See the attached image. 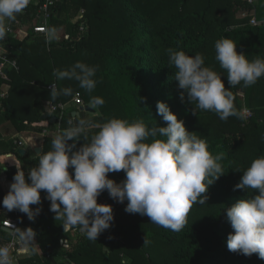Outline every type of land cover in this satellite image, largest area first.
Masks as SVG:
<instances>
[{
  "label": "trees",
  "instance_id": "1",
  "mask_svg": "<svg viewBox=\"0 0 264 264\" xmlns=\"http://www.w3.org/2000/svg\"><path fill=\"white\" fill-rule=\"evenodd\" d=\"M36 10L37 6L31 5L26 15H18L15 22L24 19L31 23ZM80 11L83 17L77 19ZM246 12L250 13V6L242 0H60L50 25L57 29L65 25L62 40L48 44L40 36L32 40L33 33L21 41L5 37V44L14 48L15 55L10 59L17 62V68L7 73L10 94L6 100L0 98V112L9 113L8 120L19 132L30 128L32 132L42 133L43 128L35 127L41 123H47L51 131L69 127L68 120L74 118L72 114L60 126L42 120L44 102L52 101L47 89L52 84H57L58 89L73 90L72 95H61L52 101L56 104L71 103L76 93L81 94L86 106H92L93 97L101 98L102 106L91 107L100 115L88 117L89 113L81 111L80 118L94 124L121 118L143 119L149 127L167 126L156 108L157 102L164 101L190 132L207 140L213 155L224 154L221 163L225 172L209 187L206 203L192 206L181 232L153 224L147 216L127 213V201L118 203L107 191L103 192L98 203L113 206L114 222L97 241H89L75 229L65 233L62 221L54 219L55 213L50 211V201L42 190V203L32 206L33 209L41 207L40 214L35 220H29L21 213L18 225L25 230L31 227L39 234L44 253L19 257L13 251L14 264H121L122 259H130V264H264L258 254L249 257L228 250L227 237L233 229L226 217L227 207L258 194L255 190L234 188L252 161L264 156V77L253 86L243 87L241 83L231 88L235 107L242 109L238 95L243 92L244 106L253 112L248 116H251L248 125L262 132H259L260 145L251 144L245 149L246 141L241 136L216 130L214 121L219 118L216 113L201 110L196 113L186 95L181 99L183 90L178 88L176 70L169 64L167 52L172 48L189 55L203 54L205 65L220 73L225 87L230 88L226 71L215 59L217 40L231 38L237 43V51L249 59L264 58V0H260L257 11L261 24L253 26L250 17H239ZM78 61L98 66L97 84L91 93L80 88L74 79L59 80L53 74L56 69L70 68ZM4 83L0 79V95ZM96 131L89 130V139ZM51 141L52 138H45L43 152L51 150ZM14 143L0 137V157L16 154L27 174L38 165L39 157L21 156ZM76 143L78 149L85 140L81 137ZM5 171L0 169V173ZM108 175L116 182L125 179L123 171ZM3 198L0 190V208H3ZM3 212H0V245L11 241V235L2 230L1 224L13 215ZM70 236L74 240L63 249L60 241ZM48 243L54 245L48 246Z\"/></svg>",
  "mask_w": 264,
  "mask_h": 264
},
{
  "label": "clouds",
  "instance_id": "2",
  "mask_svg": "<svg viewBox=\"0 0 264 264\" xmlns=\"http://www.w3.org/2000/svg\"><path fill=\"white\" fill-rule=\"evenodd\" d=\"M33 1L0 0V41L11 30V22L28 5H33ZM59 39L58 29L49 27L46 43ZM214 48L215 59L226 71L230 88L225 87L220 73L205 65L203 54L189 55L183 50L167 49L169 64L176 70L178 88L183 90L181 99L186 95L196 113L197 110L212 111L223 121L229 117L246 120L250 110L235 107L231 88L241 83L243 87H250L264 77V58L249 59L227 37L217 40ZM97 70L98 66L78 61L70 68L56 69L53 74L59 80L74 79L80 88L91 93L97 84ZM72 91L70 87L58 89L52 84L50 98L55 101L61 95H72ZM103 103L99 97L91 101L93 108ZM156 108L167 126L149 127L143 119L111 118L103 124L80 117L69 119V127L52 139L51 150L38 154L37 166L27 174L17 167L3 198V207L9 212L18 210L29 220H35L42 208L32 206L42 203L43 190L50 201V211L55 213L54 219L62 221L65 233L75 229L89 241H97L114 222L113 206L98 203V197L107 191L116 202L127 201V213L147 216L153 224L181 232L192 206L205 204L209 187L225 174L221 163L224 154L213 155L207 140L190 132L166 102H157ZM93 128L98 131L89 139L88 132ZM81 137L85 143L77 149L76 142ZM120 171L125 173L121 182L109 178V173ZM235 189H251L258 194L226 208V217L233 229L227 237V248L249 257L258 254L264 259V156L254 159L243 171ZM11 235L21 244L20 255L35 252L30 247L36 238L31 227L12 228ZM61 242L64 248L69 247L67 240ZM147 243L145 240L144 245ZM0 264H14L9 246L0 245ZM121 264L128 262L122 259Z\"/></svg>",
  "mask_w": 264,
  "mask_h": 264
},
{
  "label": "crops",
  "instance_id": "3",
  "mask_svg": "<svg viewBox=\"0 0 264 264\" xmlns=\"http://www.w3.org/2000/svg\"><path fill=\"white\" fill-rule=\"evenodd\" d=\"M33 2H36V0H34ZM28 11V8L25 9L23 11L22 14H19L21 16H25L26 12ZM83 11V10H82ZM55 15V14H54ZM83 17V15L81 14L80 17H78L77 19ZM14 24L13 26H11V30L8 32V36L10 37H14L17 40H23L24 37H26L27 35H30L31 32H26V26H29L30 29V25L32 23L26 21V20H18V21H14L11 22V25ZM59 31V36L61 37L60 34L62 33V29H58ZM65 36V34H64ZM35 37H39L34 35V37L32 38L35 39ZM41 37V36H40ZM44 38V37H42ZM2 42V49H0V53L1 52H6L7 54L11 55H15V52L13 51V47H9L5 44V39ZM30 42V41H29ZM8 78V77H7ZM0 79L4 80L6 83H4L1 88H2V93L6 94V96L4 97V99H8L9 98V94H10V88L11 86L9 85V78H8V82L2 78L0 76ZM35 84V83H34ZM15 98L12 99V103L15 102ZM45 106V102L43 104V107ZM9 113L5 112V110H2V112H0V137L5 141V142H9V141H13V142H18L21 141L23 143V147L25 145V140H27V144L28 147L31 148L30 152L28 150H25V147H18L17 148V152H20L21 150H25L26 151V156H28L31 159H36L38 157V155L36 154V150L38 148H40L43 152L44 150V142H45V138L49 137V138H54V136L59 134V130L58 131H51L48 127L47 123H41V124H36L35 127L36 128H43V132L42 133H35L32 132V129H26L23 132H19L8 120V115ZM16 139V140H15ZM23 170V166L22 163L20 162L18 156L16 154H8V155H4L0 157V169H5V172L0 173V190L2 192V196L4 197L10 188V184L13 182V177L14 175L17 173L18 168ZM8 170V171H7ZM2 209V210H1ZM4 211L3 213H5L6 211H8L7 209L0 208V212ZM19 217L17 219V221L19 220L20 216H21V212H19ZM38 233L36 232V238H35V242L30 246V247H34L35 248V252H30L29 254H21L19 255V257H33V256H41L43 255L44 251L42 250V247L40 245V242H42V240L40 239V237H38ZM12 239V237H11ZM65 239H74V237H68ZM64 240V239H63ZM53 243H48V246H53ZM50 248V247H48ZM48 250V249H47ZM17 257V258H19ZM68 261V260H67ZM59 262L64 263V261L59 260ZM74 264V263H71Z\"/></svg>",
  "mask_w": 264,
  "mask_h": 264
},
{
  "label": "built area",
  "instance_id": "4",
  "mask_svg": "<svg viewBox=\"0 0 264 264\" xmlns=\"http://www.w3.org/2000/svg\"><path fill=\"white\" fill-rule=\"evenodd\" d=\"M60 0H36L33 4L37 6L36 13L34 15L33 21L31 22L32 24L30 25V32L33 33L36 36H41L45 38V33L47 32L48 28L51 27L50 23L52 20V17L54 16L55 13V7L57 3ZM245 3H247L250 6V24L253 26H258L261 24V22L257 18V11H258V0H242ZM245 13V17L246 14ZM82 18V17H81ZM83 33H85V29L82 28L81 30ZM0 49H2V42L0 41ZM11 68H17V62L14 60L10 59V55L7 54L6 52H1L0 53V76L4 78L6 81L8 80L7 78V73ZM57 86V84H55ZM58 88V86H57ZM49 91H51V85L47 88ZM6 94L0 95L1 99H4ZM73 104V109L71 110L69 107L71 106L69 104H56L52 101H46L44 110H43V115H48L49 117L55 116L57 121L56 125L60 126L61 121L67 117L70 116L73 112H77L75 108H81V110H84L86 107V104L81 96L80 93H76L73 101L71 102ZM75 109V110H74ZM60 133V131H59ZM18 147H22L23 143L21 141H18L14 143ZM6 214L9 216L13 217H8L6 218L2 224L1 228H5L7 230L12 231V228H19L18 226V217H19V211L18 210H13V211H6ZM11 235V234H10ZM12 239L10 242L5 244L4 246H9L11 253L15 251L18 255V249L21 247L20 242L11 235Z\"/></svg>",
  "mask_w": 264,
  "mask_h": 264
},
{
  "label": "rangeland",
  "instance_id": "5",
  "mask_svg": "<svg viewBox=\"0 0 264 264\" xmlns=\"http://www.w3.org/2000/svg\"><path fill=\"white\" fill-rule=\"evenodd\" d=\"M236 1V0H235ZM33 3V2H32ZM260 3V0H258V4ZM31 5H28V8L30 7ZM82 14V11H80V13H79V16L78 17H80V15ZM245 14H240V16L239 17H241V18H248L249 16V13H247L246 14V17L244 16ZM31 29V28H30ZM30 29H29V26H26V32L28 33V32H30ZM59 29H62V33L63 34H60L61 35V37H60V39L58 40V41H60V40H62L65 36H64V34H65V25H62ZM54 42H57V41H54ZM238 98L240 99V101H241V107L242 108H244L245 106H244V103H243V100H244V95H243V92H240V94L238 95ZM71 104H73V103H70V105ZM90 108L92 107V106H89ZM71 110L73 109V105H71L70 107H69ZM75 109H79V110H81V108H75ZM249 109V108H248ZM95 110H97V109H95ZM250 110V109H249ZM85 114L87 115L88 113L85 111ZM250 114H251V116H252V114H253V112L250 110ZM90 115L91 116H97V115H100L99 114V112H98V110L96 111V112H94V113H89V115H88V117H90ZM250 116V117H251ZM250 117H248L246 120H240V119H238V118H236V117H230L227 121H223V120H221V119H219V118H217V119H215V121H214V127L216 128V130H219V131H224V132H229V134H237V135H239V136H241L242 138H244L245 139V141H246V143L243 145L244 147H245V149L247 148V147H249L251 144H254V145H256V146H258V145H260V136H261V131H257V130H255L253 127H251L250 125H248L249 123H250V120H248ZM259 132H261V133H259ZM262 136H264L263 134H262ZM16 140V139H15ZM240 146V145H239ZM23 147V146H22ZM24 147H25V150H28L29 152H30V150H31V148H29L28 147V144H27V140H25V145H24ZM23 147V148H24ZM247 166H249L250 164H248V163H245ZM117 183H119V182H117ZM70 237H72V236H70ZM67 240V243H68V245L70 244V241L72 240V239H70V240H68V239H65L64 238V241H66ZM74 240V239H73ZM60 243H61V247L63 248V249H66V248H64V244L60 241ZM60 248V247H59ZM125 260H127V262H128V264H130V259H125Z\"/></svg>",
  "mask_w": 264,
  "mask_h": 264
},
{
  "label": "water",
  "instance_id": "6",
  "mask_svg": "<svg viewBox=\"0 0 264 264\" xmlns=\"http://www.w3.org/2000/svg\"><path fill=\"white\" fill-rule=\"evenodd\" d=\"M87 113H94L95 111L92 109V108H90L89 106H86L85 107V109H84ZM82 111V110H81ZM81 111H78V112H73L72 113V116L73 117H80V115H81ZM42 120H49V122L51 123V124H55L56 123V121H57V119H56V117L55 116H52V117H49L48 115H44L43 117H42ZM41 149L40 148H38L37 150H36V154L38 155L39 153H41ZM20 155L21 156H26V151L25 150H21L20 152ZM2 230L4 231V232H6L7 234H11V231L10 230H7V229H5V228H2Z\"/></svg>",
  "mask_w": 264,
  "mask_h": 264
}]
</instances>
